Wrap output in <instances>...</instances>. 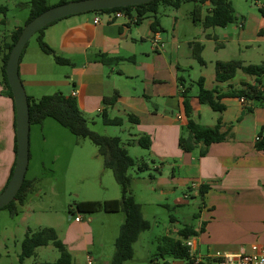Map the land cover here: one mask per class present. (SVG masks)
Returning <instances> with one entry per match:
<instances>
[{
  "label": "crops",
  "instance_id": "1",
  "mask_svg": "<svg viewBox=\"0 0 264 264\" xmlns=\"http://www.w3.org/2000/svg\"><path fill=\"white\" fill-rule=\"evenodd\" d=\"M160 7L156 30L151 28L154 22L151 15L142 21L135 14L112 20L113 13L106 12L71 15L48 25L44 30V41L57 55L70 61L69 65H59L67 67L64 70L67 77L64 81L53 77L51 61L44 58L51 55L44 53L46 56H41L24 51L19 75L27 96L39 99L44 96L42 92L46 88L63 95L65 92L66 96L75 98L84 116L106 112L110 118H121L122 125L129 123L130 142L149 136V158L154 170L149 179L154 182L152 191L155 196L170 200L179 189L182 192L188 189L193 196L202 198L198 223L192 227L196 235L186 239L193 243L191 256H199L210 264L217 252H235L240 248L249 250L252 245L264 250V152L255 149L256 138L260 129L264 128V105H255L249 100L242 103L239 98L227 97L221 100L225 110L217 112L201 104L198 91L193 93L192 89L196 82H187L181 73L186 71L187 66L193 68L198 62L193 55L194 46H202L203 57L205 43L218 41V35L211 32L213 28H203L204 31L199 33L197 24L184 25L180 19V8L164 14L166 19H172L167 25L159 15ZM205 7H209L208 3ZM97 17L100 21L94 23ZM186 27L189 33L184 32ZM241 28L238 42L247 43L249 40L245 37L243 24ZM197 33L202 38H198ZM232 34L223 32L221 35L231 39ZM154 39L159 41L157 46ZM219 46L224 48L222 44ZM100 54L120 58V61L106 65L100 60ZM241 62L243 65L252 64L251 61ZM200 65V77H203L207 90L217 88L226 92L230 88L237 90L245 85H257L254 75L241 70L231 80L220 83L216 79L215 68L208 69L206 63ZM259 87L264 91L262 85ZM187 89L191 119L210 127L220 122L221 132L228 134L225 141L211 144L204 156L200 155V146L191 152H185L179 146L180 137L188 135V118L183 104V92ZM115 93L119 95L116 102L107 104L105 98ZM8 97L5 100L10 117L9 129L5 139L0 140V193L7 186L16 162L15 105ZM129 115L138 121H130ZM133 144L140 147L138 141ZM32 158L30 143V160ZM146 164L149 170L150 165ZM203 186L207 190L201 195ZM188 198V193H184L183 200ZM174 202L180 204L177 197ZM31 217L30 210L23 213V239L28 231H32L28 225ZM50 227L57 229L59 239L72 256V264L97 262L91 255L94 234L87 219ZM62 228L64 231H61ZM181 229L173 226L169 235L159 242L180 240L178 232ZM51 247L54 246L39 247L36 256L23 262L19 259L21 250L14 256L7 250L5 255L0 254V264L54 262L59 254L46 257L47 249L54 253ZM112 256L107 258L101 252L97 259L102 264H109ZM164 262L190 264L188 259L172 257L162 259L161 263L155 261V264Z\"/></svg>",
  "mask_w": 264,
  "mask_h": 264
},
{
  "label": "rangeland",
  "instance_id": "2",
  "mask_svg": "<svg viewBox=\"0 0 264 264\" xmlns=\"http://www.w3.org/2000/svg\"><path fill=\"white\" fill-rule=\"evenodd\" d=\"M31 0H0V45L10 42L12 33L18 27H24L30 17L29 3ZM76 1V0H68ZM239 16V21L230 24L227 29L213 28L211 32L218 35V41L212 40L205 43L203 60L208 69L214 70L215 63L219 59L251 61L259 65L264 60V19L259 8L264 6V0H230ZM50 7L57 6L60 0H46ZM198 0H190L180 7V19L186 26L193 24L192 12ZM208 7L202 6V16L207 14ZM175 9L161 5L159 15L167 25L172 19H166L164 14L175 12ZM245 27V37L249 42L239 44V35ZM198 32L204 31L201 24H197ZM210 31V30H209ZM184 32L189 33L188 27ZM229 34L231 39L224 38L221 34ZM196 33V32H195ZM193 32H191V35ZM198 38H202L201 34ZM192 37V36H191ZM224 45L221 48L219 45ZM25 51L28 54L46 56L38 44V35L35 34L28 42ZM51 61L53 77L64 81V70L67 67L59 66L51 56L44 57ZM3 61L0 56V140L5 139L9 129V112L5 98L8 97L7 88L3 77ZM202 66L195 62L193 68L187 66L181 73L189 82H197L200 78ZM194 82V83H195ZM264 88V75L261 77ZM193 93H197L196 84L192 86ZM44 95H54L57 90L43 89ZM66 96L67 94L63 92ZM264 94V91H263ZM257 105L258 102L254 101ZM85 117L89 127L101 135L119 137L122 145L130 156L137 160L136 166L130 169L132 177V191L137 201L142 205L144 218L150 223V229L143 232L134 245V258L127 264H152L159 261V240L169 235L173 226L190 228L198 223L202 198L193 196L188 189H179L173 199L157 198L152 191L154 182L149 175L154 174L153 164L149 158V151L143 147H137L130 142L129 123L122 126H106L102 122L100 114ZM46 120V119H45ZM45 124H31L30 143L32 160L29 161L25 179L30 183L26 191L24 205L19 208V214L13 216L9 209H0V254L5 255L9 250L15 255L21 250V240L24 237L22 228L24 212L30 210L31 219L28 225L32 231L40 230L50 225L63 223L69 224L76 217L87 219L93 228L94 246L91 255L96 258L94 264H102L98 257L102 252L111 257L115 251V241L119 235L120 227L124 221V214L118 213H79L76 204L85 201H108L121 198V190L111 170L105 169L102 159L98 156V148L87 138H78L54 119L48 118ZM264 134V128L260 129ZM142 163H148L150 169L139 171ZM188 193L189 198L183 200V194ZM176 197L180 204H175ZM183 200V201H182ZM74 212L71 213L69 209ZM174 219L175 221H173ZM41 228H40V226ZM56 229V228H55ZM57 230V229H56ZM61 231H64L62 228ZM53 246V245H51ZM54 253L46 251V257L59 254L55 247H51Z\"/></svg>",
  "mask_w": 264,
  "mask_h": 264
},
{
  "label": "trees",
  "instance_id": "3",
  "mask_svg": "<svg viewBox=\"0 0 264 264\" xmlns=\"http://www.w3.org/2000/svg\"><path fill=\"white\" fill-rule=\"evenodd\" d=\"M190 0H156L144 5L129 6L116 9H105L95 12L101 13H113L117 11L124 12L127 16L131 17L136 15L139 21H142L147 16H153L154 22L152 29L156 30L159 26V19L157 17L159 7L161 5L171 7L173 9H179L183 3ZM69 2L68 0H61L59 4ZM196 7L192 12V21L195 24H201L204 29L209 28H225L230 24L237 23L239 16L230 0H198ZM208 3L207 14L202 16V6ZM30 17L26 21L28 24L35 17L46 11L50 6L46 0H31L29 3ZM260 13L264 16V6L259 8ZM56 22V21H55ZM54 23V22H53ZM24 25V26H25ZM24 27L17 28L11 35L10 42H5L0 45V56L3 61V77L4 83L7 88L8 95L12 97V92L9 87L6 77V62L9 54L19 39ZM43 28L37 32L38 44L43 53L51 55L54 61L58 65H69L70 61L62 56L57 55L44 41ZM27 47V45H26ZM25 47V49H26ZM24 49V51H25ZM23 51V53H24ZM202 46L195 45L193 48V55L195 59L202 65L205 64L201 57ZM22 53V55H23ZM100 60L106 65H113L120 61V58H110L106 54L99 55ZM241 70L246 74L254 75L256 77L257 85H245L241 89L230 88L226 92H221L217 88L207 90L204 88V79L200 77L196 82L198 87V100L201 104L210 106L214 111L223 112L225 105L221 100L227 97L239 98L249 101H256L264 105V94L260 90L261 77L264 75V61L259 64L243 65L240 60L231 61H217L215 64L216 79L218 82L223 83L231 80L236 73ZM182 85L184 82L180 80ZM118 93H115L110 98H105L107 104H114L118 98ZM183 104L185 114L188 118L187 130L188 135L186 137H180L179 146L185 152H191L194 149L200 148V155L204 156L208 150V147L213 143H219L225 141L228 134L221 132V123L218 122L215 126H204L193 119H191L192 109L190 106L188 89L183 92ZM30 121L31 124H42L47 118L54 119L64 128L68 129L70 133L78 138H87L98 148V156L103 161L105 169H109L113 172L116 182L121 190V198L115 200H108L103 202L98 201H85L76 204V211L79 213H118L124 214V221L120 227V232L115 241V251L109 264H127L134 258V245L139 240L141 234L150 229V223L144 218L142 205L136 200L132 191V177L129 174L131 168L136 166L137 160L129 155L127 149L122 145V140L119 137H111L101 135L96 131H93L89 127L87 118L79 109L75 98L71 96H65L62 93H56L54 95H44L39 99H33L28 97ZM102 122L106 126H121L123 120L121 118H110L106 112L101 114ZM128 119L134 121V116L129 115ZM258 139L255 142V149L257 151L264 152V134L262 131L258 134ZM138 141L139 145L148 150L151 147V139L149 136H142L138 140H133V143ZM16 152V143H15ZM15 166V165H14ZM139 171L148 170L147 164L142 163L139 167ZM14 167L12 169L11 176L13 174ZM10 176V178H11ZM10 180V179H9ZM9 182V181H8ZM30 183L25 179L24 183L19 190L15 200L3 209H9L13 216L19 214V208L24 205L26 198V191ZM207 190L206 186L200 189V194L203 195ZM69 211H74L70 208ZM181 239H187L190 236H195L196 232L190 228H183L178 232ZM164 240L158 246L159 256L161 259L166 257H172L174 259H188L192 264L193 256L190 254L189 247L183 243L182 240ZM53 245L59 252V258L54 262H41L38 264H72V256L68 252L64 243L59 239L58 233L54 228L44 227L37 231H28L21 244V253L19 256L20 262H23L27 258L36 256V250L39 247ZM155 264V261H152ZM163 264H168L164 262Z\"/></svg>",
  "mask_w": 264,
  "mask_h": 264
},
{
  "label": "water",
  "instance_id": "4",
  "mask_svg": "<svg viewBox=\"0 0 264 264\" xmlns=\"http://www.w3.org/2000/svg\"><path fill=\"white\" fill-rule=\"evenodd\" d=\"M156 0H76L48 8L26 24L6 62V77L15 105L16 162L13 174L0 193V209L13 202L21 189L30 161V110L24 84L19 75L22 53L38 31L62 18L105 9L148 4Z\"/></svg>",
  "mask_w": 264,
  "mask_h": 264
},
{
  "label": "built area",
  "instance_id": "5",
  "mask_svg": "<svg viewBox=\"0 0 264 264\" xmlns=\"http://www.w3.org/2000/svg\"><path fill=\"white\" fill-rule=\"evenodd\" d=\"M122 17H128L124 12L117 11L113 12V19H119ZM99 18L94 19V23H98ZM159 43L158 39H154V44L157 46ZM75 95V93H74ZM242 103H245L244 99H240ZM258 137L256 138V140ZM76 221H79L80 218L76 217ZM186 246L191 250L193 243L191 240H186ZM91 264V263H89ZM192 264H207L203 258L199 256H193ZM210 264H264V250L257 245H252L249 250L245 248H240L235 252H217L214 255L213 263Z\"/></svg>",
  "mask_w": 264,
  "mask_h": 264
}]
</instances>
